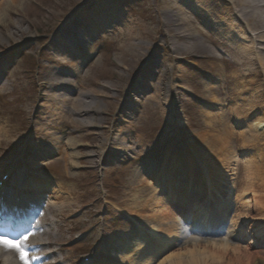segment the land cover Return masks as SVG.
<instances>
[{
    "label": "rangeland",
    "instance_id": "obj_1",
    "mask_svg": "<svg viewBox=\"0 0 264 264\" xmlns=\"http://www.w3.org/2000/svg\"><path fill=\"white\" fill-rule=\"evenodd\" d=\"M6 2L0 19V177L10 176L6 186L28 194L30 207L45 188L38 203L47 213L36 225L30 216L28 228L39 225L44 229L35 238L58 243L49 263L85 264L87 255L111 263L120 254L116 247L130 238L138 255L157 249L154 240L135 234L139 222L185 232L187 241L161 264H233V248L250 243L242 228L264 227V128L255 133L261 136L255 150L245 143L248 128L230 122L231 132L244 135H234L232 154L220 155L218 127L210 118L227 109L233 80L250 85L252 79H243L226 56L189 58L179 48L173 55L156 22L159 0H0V6ZM82 15L93 19L92 26L74 29ZM138 31L142 37L130 42L139 48L134 65L122 52L128 33ZM67 88L69 104L46 97ZM261 112L249 125L258 123L257 116L264 119ZM80 119L100 126L74 123ZM253 160L260 167L246 169ZM191 177L198 187L188 196L169 198L163 191L166 182ZM208 189L212 200L232 193L224 227H197L202 215L196 221L190 205L205 202ZM155 195L168 197L167 211L140 207ZM50 218L55 222L47 226ZM255 252L264 259V246Z\"/></svg>",
    "mask_w": 264,
    "mask_h": 264
},
{
    "label": "bare ground",
    "instance_id": "obj_2",
    "mask_svg": "<svg viewBox=\"0 0 264 264\" xmlns=\"http://www.w3.org/2000/svg\"><path fill=\"white\" fill-rule=\"evenodd\" d=\"M159 2L160 6L156 15V22L160 27V36L173 44V55L174 53H178L179 48L185 50L186 53L184 54L189 58L203 56L209 57V59L220 58L226 60L224 59L226 56L231 63V67L243 79L246 80L248 77L252 79L250 85L233 80L236 87L230 93L231 102L229 101L225 104V107L228 106L227 109L221 110V112L210 118L211 122H214L218 127L215 135L217 137V146L215 144L217 153L220 155L231 153V148L234 147V135L236 137H242L244 135L243 133L234 134L231 132L229 123L234 121H236L237 127L245 126L248 128L246 135L249 136L250 140L245 141V143H249L255 150L258 149L261 136L259 138L257 137L258 134L255 133L257 131L259 132V129L264 128V119L257 116L256 121L258 123L255 125H249V121L254 112L258 113L262 111L261 113L264 115V109L261 107L264 105V48H258L259 44L264 45V0H159ZM110 6L114 7L115 5ZM7 7L8 2H6L5 6H0L2 12L0 19L5 15L3 12ZM2 23L4 22H0V24ZM92 23L93 19L82 15L74 24V28L81 30L87 29V26L91 27ZM163 28L166 30H163ZM134 33L135 35L128 33V43L122 53L124 57L133 61V64L136 65L138 59L135 60V55L138 53L139 48L130 42L138 37H142L143 33L141 31ZM251 34L255 35L250 36ZM81 39L86 41L83 37ZM175 44L179 46L176 47L174 46ZM60 45L64 47V45ZM185 47L187 48L185 49ZM249 47L252 49H249ZM257 49H260V51L257 52ZM197 53L200 54L197 55ZM1 83L0 81V86ZM49 85L51 87L57 86V80H51ZM65 94L67 93L49 92L46 94V97L48 100L54 99L53 101H57L60 97L63 99L62 102L64 104L73 102V99L67 97ZM82 106H75V112L78 113ZM206 116L210 117V114H206ZM80 121H83L81 122L82 126L84 125L89 128L100 126L96 122H87L82 119L74 123L80 124ZM214 127L211 128L206 123V129H209L210 132L214 131ZM260 161L264 162V159ZM245 163V168L249 170L260 167L254 160L246 161ZM186 173L192 176L195 172L193 169H188ZM197 185L191 177L183 184L166 182L163 188L167 191L170 198L181 194L188 196L193 193L195 186L198 187ZM232 189L231 187L229 191L233 192ZM208 191L211 192L209 196L212 197L213 191L210 189ZM167 198L164 199L165 202ZM164 200L159 199L155 195L149 198L146 205L140 204V207L155 209L157 206H163V209L167 211L169 208L165 206ZM143 202L145 201L141 203ZM231 203L232 193L229 192L223 199H219L209 206L206 202L204 204H195L194 210L195 212L203 214V223L207 225H221L226 223L227 217L231 213ZM154 206L155 208H153ZM43 212L45 211L43 210ZM7 216L10 215L7 213ZM243 221L245 225L249 224V219L244 218ZM258 225L256 228H251L250 232L243 237V239H247L249 235H252L255 241L247 244L248 246L245 250L233 248V264H264V259L262 257H256L257 255H255V249L264 246V228H262V224ZM136 227L137 230L143 231L155 239L157 250L153 249L151 244L152 248L150 247L148 250L143 249V254L138 255L137 252L140 249L136 247V244L130 238L129 240L121 242L116 247L115 251L120 254L112 258V261L115 262L114 264H161V259L166 249H171L178 243L187 241L183 229L166 231L159 224L149 225L139 222ZM247 230L245 229L244 232ZM29 245L34 249H40L35 252L37 256L42 258L41 260L47 261V263L43 262L44 264H49V258L56 255V251L53 248L56 246V242L52 243L46 240H38L33 235ZM46 250L48 252H45ZM249 251H252L251 254ZM243 253L247 254L245 256L246 263L243 260ZM18 261L19 259L14 251H5L0 246V264H19ZM104 263L111 264L105 261Z\"/></svg>",
    "mask_w": 264,
    "mask_h": 264
},
{
    "label": "snow or ice",
    "instance_id": "obj_3",
    "mask_svg": "<svg viewBox=\"0 0 264 264\" xmlns=\"http://www.w3.org/2000/svg\"><path fill=\"white\" fill-rule=\"evenodd\" d=\"M31 235H35V233L28 232L23 234L22 237H17L13 240L6 235L0 234V246H2L5 251H14L22 264H40L42 258L32 255L33 251H39L40 249H34L28 244Z\"/></svg>",
    "mask_w": 264,
    "mask_h": 264
}]
</instances>
